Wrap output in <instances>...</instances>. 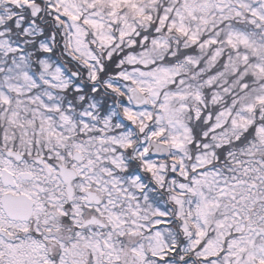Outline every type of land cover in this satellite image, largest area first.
I'll use <instances>...</instances> for the list:
<instances>
[{
	"label": "snow or ice",
	"instance_id": "1",
	"mask_svg": "<svg viewBox=\"0 0 264 264\" xmlns=\"http://www.w3.org/2000/svg\"><path fill=\"white\" fill-rule=\"evenodd\" d=\"M0 264H264V0H0Z\"/></svg>",
	"mask_w": 264,
	"mask_h": 264
}]
</instances>
